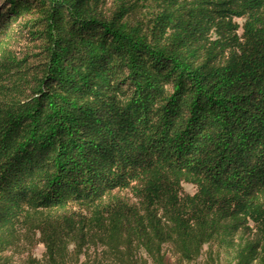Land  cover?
Here are the masks:
<instances>
[{
  "label": "trees",
  "instance_id": "1",
  "mask_svg": "<svg viewBox=\"0 0 264 264\" xmlns=\"http://www.w3.org/2000/svg\"><path fill=\"white\" fill-rule=\"evenodd\" d=\"M203 256L264 264V0H0V264Z\"/></svg>",
  "mask_w": 264,
  "mask_h": 264
},
{
  "label": "rangeland",
  "instance_id": "2",
  "mask_svg": "<svg viewBox=\"0 0 264 264\" xmlns=\"http://www.w3.org/2000/svg\"><path fill=\"white\" fill-rule=\"evenodd\" d=\"M184 188L189 193L195 192V189L192 185L185 184ZM44 249L45 248L43 245H39L34 252L35 256H37L38 258H42L43 253H44ZM204 262H205V256L201 257L198 261H196L195 263H191V264H204ZM13 264H24V262H23L22 258L16 257Z\"/></svg>",
  "mask_w": 264,
  "mask_h": 264
}]
</instances>
